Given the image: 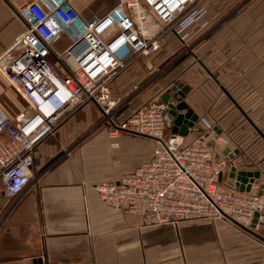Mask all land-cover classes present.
I'll return each mask as SVG.
<instances>
[{
    "label": "crops",
    "instance_id": "0c3cea01",
    "mask_svg": "<svg viewBox=\"0 0 264 264\" xmlns=\"http://www.w3.org/2000/svg\"><path fill=\"white\" fill-rule=\"evenodd\" d=\"M30 1L0 0V56L26 29L20 9ZM71 1L92 16L119 2ZM189 34L190 45L171 61L166 54L131 59L110 81L112 95L123 96L120 109L128 114L158 101L175 81L188 84L184 99L198 115V126L184 140L217 125L215 157L238 169L259 170L251 191L263 192L264 0H205ZM153 66L158 69L150 77ZM3 94L17 110L2 99L0 104L15 117L25 100L0 72ZM101 115L99 105L90 102L37 144L34 176L0 224V264H264V209L248 230L224 218L153 224L105 202L95 184L135 170L151 158L156 143L123 132L113 145ZM174 127L166 123L169 133ZM227 149L238 153L231 158ZM230 173L229 167L220 175L222 184L234 186Z\"/></svg>",
    "mask_w": 264,
    "mask_h": 264
},
{
    "label": "built area",
    "instance_id": "2783aa9c",
    "mask_svg": "<svg viewBox=\"0 0 264 264\" xmlns=\"http://www.w3.org/2000/svg\"><path fill=\"white\" fill-rule=\"evenodd\" d=\"M204 2L119 0L102 16L82 14L71 0H31L21 7L26 29L0 56V72L25 100L15 117L0 104V224L34 176L39 141L77 108L96 102L113 145L123 132L156 141L148 161L95 184L105 202L153 224L224 218L252 228L264 195L222 184L230 163L215 157L203 135L188 141L174 132L166 136V103L125 114L109 85L131 59L159 51L168 31L191 27Z\"/></svg>",
    "mask_w": 264,
    "mask_h": 264
},
{
    "label": "water",
    "instance_id": "95a60500",
    "mask_svg": "<svg viewBox=\"0 0 264 264\" xmlns=\"http://www.w3.org/2000/svg\"><path fill=\"white\" fill-rule=\"evenodd\" d=\"M190 89L188 84L179 83L178 85L173 84L160 96L157 102H163L168 105L166 123L171 126L174 125L173 132L181 136H186L189 134L192 127H197L198 115L190 108V105L184 99L186 93ZM174 91V93H171ZM221 130L217 125L210 128L203 135L207 139L208 143L212 145L216 137L220 134ZM231 158L238 153V149L229 153V149L226 150ZM230 176L235 179L234 186L238 191H251L254 183H259L260 181V171H247L243 169H238L236 165L232 164L230 166ZM259 194L264 195V191L259 192ZM262 207L260 206L256 212L253 219V225L260 222Z\"/></svg>",
    "mask_w": 264,
    "mask_h": 264
},
{
    "label": "rangeland",
    "instance_id": "374dc122",
    "mask_svg": "<svg viewBox=\"0 0 264 264\" xmlns=\"http://www.w3.org/2000/svg\"><path fill=\"white\" fill-rule=\"evenodd\" d=\"M189 32H190V26L184 32H176V33H174V32L168 31V33L166 34V37L164 38V41L162 42L161 50H159V51H157L155 53H152V54L138 55V56L152 57V56H155L156 54L158 56H163L164 54H166L163 57L167 58V60H166L167 62L171 61V60L174 59V57L179 55L185 49V47H188L190 45V34H189ZM138 56H136V57H138ZM154 68L155 69H153V72L150 73V77L155 75V73L157 72L156 70L158 69V67L155 66ZM179 83L180 82H177V81L174 82V84H176V85H178ZM136 86H138L136 88L138 90L140 88V86H141V83L140 84L137 83ZM121 97L123 98V96H121ZM0 99H2L4 101L3 103L6 104V106L8 105V106H10L11 109L17 110V107L15 106V103L12 102V100L10 98H8L7 96H5L4 94L0 96ZM123 100H124V98H123ZM23 102L24 101H22L20 96H19L18 104L21 106V104H24ZM100 122H101V124H105L107 126V124L104 122L103 114L101 115V121ZM59 125H60V123H59ZM56 129H55V131H56ZM55 131H53V132H55ZM53 132H50L44 138H46V137H48L50 135H53L54 134ZM169 134L170 133L166 130V136H169ZM147 138L150 139V137H147ZM155 143H156V141H155Z\"/></svg>",
    "mask_w": 264,
    "mask_h": 264
},
{
    "label": "trees",
    "instance_id": "16d2710c",
    "mask_svg": "<svg viewBox=\"0 0 264 264\" xmlns=\"http://www.w3.org/2000/svg\"><path fill=\"white\" fill-rule=\"evenodd\" d=\"M79 109H81V107L77 108L75 111H77V110H79ZM48 134H49V133H48ZM45 136H46V135H45ZM45 136H44V137H45ZM44 137H43V138H44ZM43 138H42L39 142H41V141L43 140Z\"/></svg>",
    "mask_w": 264,
    "mask_h": 264
},
{
    "label": "bare ground",
    "instance_id": "6f19581e",
    "mask_svg": "<svg viewBox=\"0 0 264 264\" xmlns=\"http://www.w3.org/2000/svg\"><path fill=\"white\" fill-rule=\"evenodd\" d=\"M120 141V140H119Z\"/></svg>",
    "mask_w": 264,
    "mask_h": 264
}]
</instances>
